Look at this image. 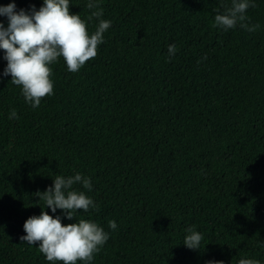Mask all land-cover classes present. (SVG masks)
<instances>
[{"label": "trees", "instance_id": "trees-1", "mask_svg": "<svg viewBox=\"0 0 264 264\" xmlns=\"http://www.w3.org/2000/svg\"><path fill=\"white\" fill-rule=\"evenodd\" d=\"M97 2L111 21L97 56L76 73L50 65L54 94L38 108L3 75L0 50V264H51L23 226L46 207L35 193L76 173L98 210L45 211L104 229L91 264H264V0L245 13L255 32L214 26L232 0ZM10 3L30 13L43 0ZM87 3L69 0L91 34ZM188 228L204 237L198 251Z\"/></svg>", "mask_w": 264, "mask_h": 264}, {"label": "clouds", "instance_id": "clouds-1", "mask_svg": "<svg viewBox=\"0 0 264 264\" xmlns=\"http://www.w3.org/2000/svg\"><path fill=\"white\" fill-rule=\"evenodd\" d=\"M253 6L250 0H232L231 6L215 16L214 26L224 31L234 29L238 24L249 32H255L259 25L244 23L247 9ZM89 20H98L94 33H89L87 24L80 14L70 13L69 0H43L39 10L32 8L30 13L23 9L16 11L15 3L0 6V16L8 19L7 28L0 23V50L7 61L4 76H11V83L21 88L26 103L38 108L41 100L53 95L54 84L51 79L50 65L63 58L67 70L78 72L86 62L98 54V47L104 42V33L111 27V21L101 19L103 9L97 0H88ZM95 9V10H93ZM175 44L168 46L169 56L176 54ZM17 113L11 110L9 119H15ZM82 185L92 190L89 177L76 173L64 177L56 175L53 186L43 193L37 191L35 196L43 200L46 207L39 216H32L24 223V232L20 240L28 245L39 244L38 250L51 264H91L109 239L108 234L97 223L80 219L78 222L63 225L60 216L49 215L45 209L55 214L61 210L66 219L74 220L78 212L97 209L98 205L85 192L74 189ZM109 228L115 230L116 222L109 221ZM184 246L198 251L204 237L194 228H188ZM207 264H223L222 261H209ZM238 264H260L258 260L241 258Z\"/></svg>", "mask_w": 264, "mask_h": 264}]
</instances>
